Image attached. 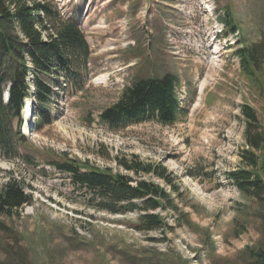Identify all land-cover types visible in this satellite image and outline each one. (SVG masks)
Listing matches in <instances>:
<instances>
[{"label":"rangeland","instance_id":"obj_1","mask_svg":"<svg viewBox=\"0 0 264 264\" xmlns=\"http://www.w3.org/2000/svg\"><path fill=\"white\" fill-rule=\"evenodd\" d=\"M29 2L49 3L64 17L77 9L88 53L74 81L53 78L58 83L51 81L54 94L43 118L34 116L33 105L10 121L17 137L5 154L17 155H0V191L14 178L29 202L12 216L0 215V264H14V258L29 264H241L247 246L264 249V196L246 197L228 178L244 167L240 107L250 106L264 123L261 80L252 84L235 55L241 45L264 42V0ZM225 11L238 24L234 31L220 19ZM1 61V74L14 66L8 57ZM168 73L180 85L177 122L112 131L99 121L135 80ZM8 86L5 81L1 88ZM52 153L110 168L132 185L156 184L177 209L150 211L163 216L166 228L138 230V211L87 207L84 191L49 163L62 160ZM132 159L162 166L174 189L163 178L118 163Z\"/></svg>","mask_w":264,"mask_h":264},{"label":"trees","instance_id":"obj_2","mask_svg":"<svg viewBox=\"0 0 264 264\" xmlns=\"http://www.w3.org/2000/svg\"><path fill=\"white\" fill-rule=\"evenodd\" d=\"M76 16L64 17L59 9L49 3H32L29 0H0V67L4 57L14 66L0 73V155L15 159L17 154H5L13 150L17 133H13L10 121L20 118L25 98L36 104L34 116L43 118L52 102L51 81L54 77L74 81L77 71L84 66L88 48ZM225 11L221 21L234 31L238 24L231 22ZM16 33H20L18 37ZM241 70L252 84L261 86L258 93L264 99V42L246 45L235 51ZM139 60L142 55L136 54ZM26 58L28 63L26 62ZM144 59L141 61L143 62ZM3 63H5L3 61ZM9 85L7 102L2 100L3 82ZM31 87L33 88L31 90ZM77 87V86H74ZM178 77L165 74L159 77L140 78L125 87L117 100L99 113V121L112 131L129 124L155 121L174 124L183 112L177 94ZM78 88V87H77ZM264 114V104L261 106ZM240 111L244 121V142L247 149L240 152L243 168L228 173L229 180L246 197L262 199L264 196V123L256 111L243 104ZM19 128V127H18ZM19 137V136H18ZM21 140V139H20ZM62 160L49 163L68 176L71 184L84 191L87 207L112 214L138 211V230L149 231L166 228L162 215L150 213L156 209L176 210L170 193L156 184L139 180L134 185L126 175L112 173L110 168H100L88 161L70 159L65 153H52ZM118 163L134 173H152L163 178L171 187L176 184L159 164L127 160ZM14 178H7L0 191V215L12 216L29 199ZM174 191V190H173ZM260 206V201H258ZM247 246L240 252L241 264H264V249ZM6 255L9 252L6 251ZM23 257V256H22ZM14 258V264H29L28 260Z\"/></svg>","mask_w":264,"mask_h":264},{"label":"bare ground","instance_id":"obj_3","mask_svg":"<svg viewBox=\"0 0 264 264\" xmlns=\"http://www.w3.org/2000/svg\"><path fill=\"white\" fill-rule=\"evenodd\" d=\"M96 80H100V78L98 77ZM23 109H25V110H26V107H24ZM29 109H30V107H29Z\"/></svg>","mask_w":264,"mask_h":264}]
</instances>
